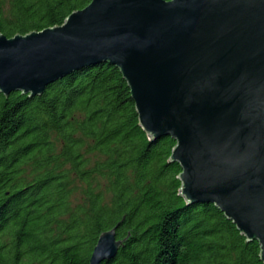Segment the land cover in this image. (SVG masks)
I'll use <instances>...</instances> for the list:
<instances>
[{
	"label": "trees",
	"instance_id": "16d2710c",
	"mask_svg": "<svg viewBox=\"0 0 264 264\" xmlns=\"http://www.w3.org/2000/svg\"><path fill=\"white\" fill-rule=\"evenodd\" d=\"M92 0H0L8 38L60 26ZM176 143L151 140L115 66L40 96L0 93V264H89L100 235L125 243L104 264H263L213 204L179 196Z\"/></svg>",
	"mask_w": 264,
	"mask_h": 264
},
{
	"label": "water",
	"instance_id": "95a60500",
	"mask_svg": "<svg viewBox=\"0 0 264 264\" xmlns=\"http://www.w3.org/2000/svg\"><path fill=\"white\" fill-rule=\"evenodd\" d=\"M98 64L119 69L149 138L175 141L179 196L215 205L264 264V0H92L60 26L0 34L6 97ZM118 226L89 264L124 247Z\"/></svg>",
	"mask_w": 264,
	"mask_h": 264
}]
</instances>
